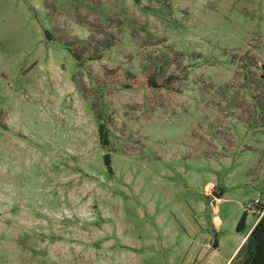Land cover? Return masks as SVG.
<instances>
[{
  "label": "rangeland",
  "instance_id": "rangeland-1",
  "mask_svg": "<svg viewBox=\"0 0 264 264\" xmlns=\"http://www.w3.org/2000/svg\"><path fill=\"white\" fill-rule=\"evenodd\" d=\"M259 199L264 0H0V264H239Z\"/></svg>",
  "mask_w": 264,
  "mask_h": 264
},
{
  "label": "trees",
  "instance_id": "trees-1",
  "mask_svg": "<svg viewBox=\"0 0 264 264\" xmlns=\"http://www.w3.org/2000/svg\"><path fill=\"white\" fill-rule=\"evenodd\" d=\"M104 124L99 125V134L103 139ZM254 212L264 211V204L258 206ZM247 214L245 213L237 227L238 232H244L247 229ZM239 264H264V214L259 219L253 230L237 253L236 258Z\"/></svg>",
  "mask_w": 264,
  "mask_h": 264
},
{
  "label": "crops",
  "instance_id": "crops-1",
  "mask_svg": "<svg viewBox=\"0 0 264 264\" xmlns=\"http://www.w3.org/2000/svg\"><path fill=\"white\" fill-rule=\"evenodd\" d=\"M212 187V186H211ZM216 193V192H215ZM220 193V192H219ZM217 194V193H216ZM262 201V204H264V199H260ZM255 215H256V219L254 220V223L253 225L251 226V228L249 229V231L247 232L246 236L243 238V240L241 241L240 245L238 246V248L236 249L235 253L233 254V256H235L238 251L240 250V248L243 246V244L245 243L247 237H248V234L253 230V228L255 227V225L258 223L259 219L261 218V216L264 214V211H257V212H254Z\"/></svg>",
  "mask_w": 264,
  "mask_h": 264
},
{
  "label": "built area",
  "instance_id": "built-area-1",
  "mask_svg": "<svg viewBox=\"0 0 264 264\" xmlns=\"http://www.w3.org/2000/svg\"><path fill=\"white\" fill-rule=\"evenodd\" d=\"M261 205H262V201L259 199V200L255 201V202L250 203L248 205V208L250 210H255L258 206H261Z\"/></svg>",
  "mask_w": 264,
  "mask_h": 264
}]
</instances>
